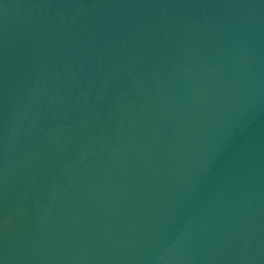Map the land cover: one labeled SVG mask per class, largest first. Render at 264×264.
<instances>
[{"label": "water", "instance_id": "water-1", "mask_svg": "<svg viewBox=\"0 0 264 264\" xmlns=\"http://www.w3.org/2000/svg\"><path fill=\"white\" fill-rule=\"evenodd\" d=\"M0 264H264V0H0Z\"/></svg>", "mask_w": 264, "mask_h": 264}]
</instances>
